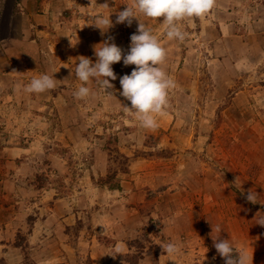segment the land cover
Returning <instances> with one entry per match:
<instances>
[{
    "label": "rangeland",
    "instance_id": "rangeland-1",
    "mask_svg": "<svg viewBox=\"0 0 264 264\" xmlns=\"http://www.w3.org/2000/svg\"><path fill=\"white\" fill-rule=\"evenodd\" d=\"M130 3L89 0L85 31L62 45L68 57L90 49L94 64V46L109 38L127 54L139 21H115ZM101 15L113 26L97 27ZM139 19L167 49L161 67L176 82L167 114L149 130L125 110L120 78L135 65L123 60L112 65V94L94 79L84 99L73 95L81 81L33 93L39 100L27 109L40 118L20 124L31 151L14 163L0 154V245L8 244L0 264H97L103 251L105 264H173L176 256L225 264L213 236L262 244L264 0H216L205 16L181 22L183 42L166 38L163 17ZM114 173L118 189L101 182ZM169 242L178 254L163 251Z\"/></svg>",
    "mask_w": 264,
    "mask_h": 264
},
{
    "label": "crops",
    "instance_id": "crops-1",
    "mask_svg": "<svg viewBox=\"0 0 264 264\" xmlns=\"http://www.w3.org/2000/svg\"><path fill=\"white\" fill-rule=\"evenodd\" d=\"M88 2L89 0H0V154L9 163L16 162L21 154L29 153L33 146L25 145V134L20 124L24 120L40 118L29 114L30 110L27 109L28 104L32 101L37 103L39 97L25 92L24 86L42 74H48L56 80L55 89L78 83L75 75L78 57H93V51L85 49L75 55L73 60L62 47L69 40L75 41L85 31L80 26H85L88 22ZM47 58H51L52 63L49 64ZM15 82L22 85L14 88ZM31 144L37 145L34 142ZM39 147L37 146L38 152L41 151ZM2 215L4 212L0 213V217ZM11 217L12 215L6 221L8 229L14 227L15 222ZM38 222L37 219L36 224ZM0 224H4L2 219ZM258 232L261 233L262 244H231L238 253L246 256V264H254L252 260L255 264H264V229ZM99 255L97 264H100L102 257L105 264L106 253L103 251L102 257ZM190 257H173V264H192L189 262ZM158 264L165 263L160 259Z\"/></svg>",
    "mask_w": 264,
    "mask_h": 264
},
{
    "label": "clouds",
    "instance_id": "clouds-1",
    "mask_svg": "<svg viewBox=\"0 0 264 264\" xmlns=\"http://www.w3.org/2000/svg\"><path fill=\"white\" fill-rule=\"evenodd\" d=\"M215 5L216 0H131V3L117 14L115 21L116 24L126 23L128 26L132 25L133 19L139 21L137 33L130 37L129 52L124 54L120 47L109 42L111 40L109 38L100 45L94 46L97 57L94 64L88 57H78L75 75L82 83L73 93L74 97L84 99L93 95L92 90L87 86L93 79L102 92L112 94L107 91L114 87L110 80L117 79L112 65L123 60L125 66L135 65L130 75L125 74L120 78L122 87L120 95L131 103V107H125V110L135 114L142 128L155 130L159 126L156 117L167 114L169 91L176 87V82L161 67L167 59V49L162 46L153 29L140 21L139 16L142 15L150 20L163 17L162 25L166 38L169 41L183 42L187 34L182 30L181 22L203 17ZM103 6L109 8L107 4ZM94 24L102 30L113 26L110 15L96 17ZM56 86V80L52 76L42 74L38 78L31 79L23 90L39 94L53 90ZM246 199L251 203H257L258 193L249 190ZM257 223L264 226V215L260 216ZM213 231L219 233L221 229L217 226ZM213 243L218 254L224 258L225 264H246V256L242 253L233 256L237 251L228 239H218L217 236H213ZM162 248L169 256L180 252V247L174 242H169Z\"/></svg>",
    "mask_w": 264,
    "mask_h": 264
},
{
    "label": "trees",
    "instance_id": "trees-1",
    "mask_svg": "<svg viewBox=\"0 0 264 264\" xmlns=\"http://www.w3.org/2000/svg\"><path fill=\"white\" fill-rule=\"evenodd\" d=\"M123 158L127 159V161H129L128 158H126L124 155L122 156ZM115 173L114 174H110L108 175L107 177H102L101 178V182L105 185H109L111 189H118L120 188L119 184L116 183V182H113L114 181V178H115Z\"/></svg>",
    "mask_w": 264,
    "mask_h": 264
},
{
    "label": "built area",
    "instance_id": "built-area-1",
    "mask_svg": "<svg viewBox=\"0 0 264 264\" xmlns=\"http://www.w3.org/2000/svg\"><path fill=\"white\" fill-rule=\"evenodd\" d=\"M234 257H235V254L233 253Z\"/></svg>",
    "mask_w": 264,
    "mask_h": 264
}]
</instances>
